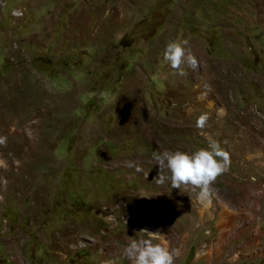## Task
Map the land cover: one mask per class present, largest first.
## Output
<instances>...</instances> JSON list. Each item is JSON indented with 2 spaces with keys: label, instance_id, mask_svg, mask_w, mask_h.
Listing matches in <instances>:
<instances>
[{
  "label": "rangeland",
  "instance_id": "obj_1",
  "mask_svg": "<svg viewBox=\"0 0 264 264\" xmlns=\"http://www.w3.org/2000/svg\"><path fill=\"white\" fill-rule=\"evenodd\" d=\"M0 139V264H132L144 238L264 264V0H0ZM212 140L231 165L207 198L155 182L153 152Z\"/></svg>",
  "mask_w": 264,
  "mask_h": 264
},
{
  "label": "clouds",
  "instance_id": "obj_2",
  "mask_svg": "<svg viewBox=\"0 0 264 264\" xmlns=\"http://www.w3.org/2000/svg\"><path fill=\"white\" fill-rule=\"evenodd\" d=\"M188 40L173 41L166 45L163 52V61L168 63L173 70L184 76V65L193 70L199 67V61L187 47ZM218 113L221 111L217 110ZM209 120L207 113L201 114L196 120V127L203 129ZM4 143L0 139V144ZM153 159L159 166L157 184H164L168 179L163 175V170L170 172L171 187L181 189L182 187L200 189L201 198H207L212 192V184L226 171L231 165L230 153L220 146L217 141H210L208 149H199L194 153L182 151H163L162 153L153 152ZM128 167H135L136 171H142L139 165L134 162H127ZM154 233L148 230H142ZM125 253L132 261V264H174V251L170 250L163 243H154L151 238L140 240L133 239L125 249Z\"/></svg>",
  "mask_w": 264,
  "mask_h": 264
},
{
  "label": "crops",
  "instance_id": "obj_3",
  "mask_svg": "<svg viewBox=\"0 0 264 264\" xmlns=\"http://www.w3.org/2000/svg\"><path fill=\"white\" fill-rule=\"evenodd\" d=\"M237 47V46H236Z\"/></svg>",
  "mask_w": 264,
  "mask_h": 264
}]
</instances>
